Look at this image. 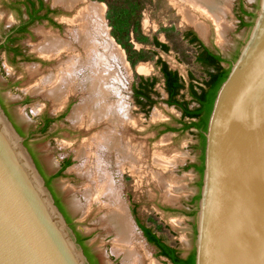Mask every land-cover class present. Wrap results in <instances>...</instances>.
<instances>
[{
  "label": "rangeland",
  "instance_id": "374dc122",
  "mask_svg": "<svg viewBox=\"0 0 264 264\" xmlns=\"http://www.w3.org/2000/svg\"><path fill=\"white\" fill-rule=\"evenodd\" d=\"M10 1L0 0V40L11 27L20 22L19 17L10 9ZM88 1L103 10L106 35L97 34V42L100 44L98 51L109 56L103 46H112L116 58L108 57V68L112 71L106 76L112 80L108 85L111 83L117 86L121 93V98L113 96L110 101L120 100L127 104L132 123L126 131L129 132L126 138L132 144V150L139 155L138 160L131 157L129 161H122L116 154H112L106 159L104 170L111 175L114 187L127 210L136 246H143L145 258H142L141 264H165L145 242L132 215L131 204H138L139 216L157 230L168 234L171 242L185 253L195 249L196 200L200 196L202 184L197 168L201 165L202 149L197 131L182 130V113L166 103L168 94L156 61L162 59L180 74L186 86L184 93L187 94L191 76L203 82L206 74L205 69L196 61L199 45H191L185 37L186 32L191 29L199 37L198 31L202 42L218 52L227 62L224 66L229 68L230 62L237 58L249 36L260 0H218L220 6L226 9L220 22L222 30L216 22L191 9L195 22H189L184 13L186 7L183 10L176 0ZM242 7L250 14L245 17V27H241ZM198 24L204 25V31L196 26ZM41 29L50 31L42 25L35 26L32 29L33 36L24 40L23 44L29 53L36 52V46L41 41L38 34ZM65 33L66 30H63L59 35L63 37ZM154 38L168 45L170 51L166 53L156 48L153 45ZM66 41L71 42L72 37ZM76 53L84 52L79 50ZM70 58L65 56L56 62L49 61L44 68L36 71L40 67L36 64L12 66L6 53L0 51V85L4 88L2 95L7 105H13L12 115L25 131L31 127L36 129L43 112L54 114L60 110L56 108L57 102H52L44 93L36 90L44 78L57 73L60 65ZM139 76L158 78L156 94L153 95L156 104L147 113L137 105L134 98V87L138 84ZM76 98L78 100L72 101L66 119L52 129L50 136L37 134L32 147L49 173L57 171L64 158L72 159L71 166L56 181V186L66 199L78 231L87 236V243L103 264H126L124 255L114 249L115 234L104 226L106 211L99 210V204L90 205L85 194L89 189V179L77 171L86 162L81 157V145L101 128L86 134L85 129L79 132L69 122L74 109L81 104V95L77 94ZM167 126L176 131L165 132ZM102 201L106 202V199L102 198Z\"/></svg>",
  "mask_w": 264,
  "mask_h": 264
},
{
  "label": "water",
  "instance_id": "95a60500",
  "mask_svg": "<svg viewBox=\"0 0 264 264\" xmlns=\"http://www.w3.org/2000/svg\"><path fill=\"white\" fill-rule=\"evenodd\" d=\"M230 63L204 133L195 264H264V0ZM24 141L0 105V264H90Z\"/></svg>",
  "mask_w": 264,
  "mask_h": 264
},
{
  "label": "bare ground",
  "instance_id": "6f19581e",
  "mask_svg": "<svg viewBox=\"0 0 264 264\" xmlns=\"http://www.w3.org/2000/svg\"><path fill=\"white\" fill-rule=\"evenodd\" d=\"M176 1L183 10L186 7L184 13L189 22L194 24L191 10H195L216 22L222 30L220 22L226 9L220 6L218 0ZM54 3L68 9H74L78 4H85V7L70 21L74 26L70 31L71 35L84 53H75V55L74 47L72 48L70 42L47 35L38 49L43 56L50 59L68 53L71 54V58L60 65L57 73L44 78L36 92L44 93L46 97L57 103H61L75 92L82 95V102L75 108L71 120L76 125L86 126L91 131L101 128L100 131L91 134L80 147L81 157L86 162L77 171L89 179V189L85 193L87 200L90 205L99 204V210L106 211L103 218L104 226L115 234L114 249L118 254L124 255L126 264H141L142 258H145V253H142L143 246H136L135 234L127 210L114 187L111 175L106 169L104 170L106 159L112 154H116L119 159H123L122 161H129L131 157L138 160L139 155L132 150V144L126 138L129 133L126 131L132 123L127 104L120 100L110 101L111 97H120L121 93L117 86L111 83L110 86L108 85L112 80L106 76L112 71L108 68L110 65L108 57L116 58L112 46L110 44L103 46L109 56L98 51L100 44L96 36L106 35L103 10L88 0H54ZM196 26L201 31L205 29L204 25ZM115 78L113 80H117ZM102 198H105L106 202H103Z\"/></svg>",
  "mask_w": 264,
  "mask_h": 264
},
{
  "label": "flooded vegetation",
  "instance_id": "af4514ba",
  "mask_svg": "<svg viewBox=\"0 0 264 264\" xmlns=\"http://www.w3.org/2000/svg\"><path fill=\"white\" fill-rule=\"evenodd\" d=\"M9 3H10L9 4L10 9L19 17L20 22L17 25L11 27L8 30V32L2 37V39L0 40V51L6 53V55L9 58V63L12 66H16L19 64H36L40 66L36 68L37 71L40 70L41 68H44V66H46L45 64L49 61L56 62L65 56H68V58L71 57V54L68 53H63L57 58H50V59L43 56L38 49L41 43L43 42V40L46 39L47 35L58 37L60 39H63L64 41L71 40L72 37V41L70 42L72 48L78 47L76 49L73 48V53L75 54L77 51L79 52V50L83 51V49L79 46V44L78 43L76 44L73 36L71 35L70 31L74 28V26L70 21L76 17V14L84 7V4H78L74 9H68L65 6L55 4L54 0H11ZM41 25L46 27L47 29H50V31H44L42 29L38 31V34L41 36V41L36 46V52L29 53V51L26 50L23 42L29 36L30 37L33 36L32 34L33 27L41 26ZM63 30L64 31L66 30V33L62 37V35L59 34H61ZM55 32H57L58 34H56ZM188 32H194V31L190 29ZM188 32H186V34ZM192 37L193 36L191 35L189 39H191ZM202 44L210 51H212L214 54L220 55L213 48L207 46L204 42H202ZM3 92H4V88L0 85V105L2 109L4 110V112L6 113L12 124L14 125L15 129L20 134V136L24 138L25 146L27 147L30 155L32 156L39 172L43 176L45 183L55 200L56 205L59 207L67 223L73 230L75 238L78 244L80 245V247L82 248L84 254L86 255L89 263L103 264L98 254L93 250L90 244L87 243L88 241L87 236L81 233L80 231H78L77 226L75 224V220H73L68 210L66 199L62 194V192L56 186V181L62 176H64L67 169L71 166L67 164L68 162L72 163V159L64 158L59 165V169L55 172L49 173L47 171V168L39 158V154L37 153L36 149L32 147L33 141L35 140V136L37 134L42 137L50 136L52 134L51 133L52 129L56 126H59L60 123L66 119V117L70 113V109L72 107L71 105L72 101L77 99L76 98L77 94L79 95L81 94L78 92H75L74 94H70L67 98L64 99V101H62L61 103L60 102L57 103L58 107L56 108L60 109L59 111H57L54 114L43 112L40 121L36 126V129L34 130L31 127L27 131H25L12 115L11 108L13 107V105L12 104L7 105L2 95ZM49 100H51L52 102L54 101L53 99L50 98ZM81 102H82V98H81ZM139 107L142 109L141 106ZM69 122L77 130H79V132L85 129L86 134L87 133L91 134V132L97 129L96 128L91 131L88 130L86 126H82V127L78 126L76 125V123H74L71 120V117L69 119ZM138 208H139L138 204H133V203L131 204V212L135 218V222L139 230L142 232V236L145 239V242L155 250V256L161 261H164L165 264H174V262L171 261L169 257L162 255L163 250L159 244H157L154 241H149L144 231L145 229L148 230L151 236L155 237L161 245L165 246L166 248H169L170 250L172 249L175 250L174 255H177L179 257L181 264H187V261L192 256L194 249L188 253H185L181 249V247L174 245L171 242V238L168 234H165L164 232L157 230L154 225L149 224L147 221H145V219L139 216ZM165 228H167V230L171 235H174V232L168 226H165Z\"/></svg>",
  "mask_w": 264,
  "mask_h": 264
},
{
  "label": "trees",
  "instance_id": "16d2710c",
  "mask_svg": "<svg viewBox=\"0 0 264 264\" xmlns=\"http://www.w3.org/2000/svg\"><path fill=\"white\" fill-rule=\"evenodd\" d=\"M247 16H250L249 12L242 7L240 14L241 27H245L247 25L245 20V17ZM191 35L193 37L189 39ZM185 37L187 40L189 39L188 41L191 45H199L201 52L199 51L200 53H198L196 61L205 69L206 79L203 82H198L191 76L188 93L185 94L184 91L186 90V86L180 74L177 71L172 70L169 65L160 58L157 59L156 65L160 69L164 80L165 90L168 94L166 103L171 107H176L182 113L180 120L182 130L191 131L194 129L198 133L201 141L200 148L202 149V156L201 165L198 166L197 170L203 178L206 149V138L204 133L207 131L208 122L217 93L221 85L228 78L231 70V64L229 68H226L224 66L226 60L206 48L194 32H188L185 34ZM153 45L166 53L170 51L169 46L160 42L157 38L153 39ZM157 83L158 78L156 77L145 78L139 76L138 84L134 87L135 101L137 105L141 106L142 110L146 113L153 105L156 104L153 99V95L156 94L155 87ZM173 131L176 130L169 126L165 129V132ZM67 165H71V162H68ZM199 199L200 196L197 198L196 202H199ZM144 231L149 241H154L161 246L163 250L162 255L169 257L174 264H181L179 257L174 255L175 250H170L169 248L161 245L155 237L151 236L148 230L145 229ZM195 258L196 254L194 249L192 256L187 261V264H195Z\"/></svg>",
  "mask_w": 264,
  "mask_h": 264
}]
</instances>
